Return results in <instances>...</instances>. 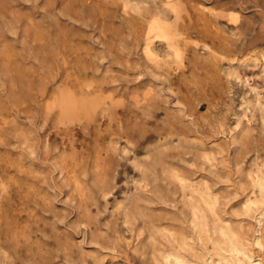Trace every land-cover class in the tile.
Returning a JSON list of instances; mask_svg holds the SVG:
<instances>
[{"label": "rangeland", "instance_id": "rangeland-1", "mask_svg": "<svg viewBox=\"0 0 264 264\" xmlns=\"http://www.w3.org/2000/svg\"><path fill=\"white\" fill-rule=\"evenodd\" d=\"M0 264H264V0H0Z\"/></svg>", "mask_w": 264, "mask_h": 264}]
</instances>
